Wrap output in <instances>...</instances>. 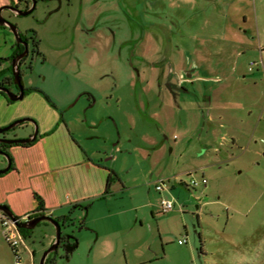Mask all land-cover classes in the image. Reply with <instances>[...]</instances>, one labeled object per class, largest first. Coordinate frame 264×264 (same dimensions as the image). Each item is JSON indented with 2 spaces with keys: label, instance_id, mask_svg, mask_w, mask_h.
<instances>
[{
  "label": "rangeland",
  "instance_id": "374dc122",
  "mask_svg": "<svg viewBox=\"0 0 264 264\" xmlns=\"http://www.w3.org/2000/svg\"><path fill=\"white\" fill-rule=\"evenodd\" d=\"M74 1L54 13L55 1H39L25 17L3 13L22 34L35 33L41 55L21 66L24 100L0 96V121L23 114L0 128L31 118L40 134L41 120L64 117L94 164L114 178L111 194L89 207L49 213L71 217L64 232L79 242L70 261L58 264H264V0H210L208 64L202 81L177 95L167 79L151 76L140 53L158 50L148 58L165 65L196 61L173 42L177 12L190 18L198 10L179 9L175 0ZM14 43L0 26V58L11 56ZM34 130L25 123L8 136ZM6 166L0 156V170ZM203 178L206 186L191 185ZM4 187L0 181V197ZM162 200L174 210L163 213ZM54 236L51 224L37 226L23 263L39 264ZM14 262L0 232V264Z\"/></svg>",
  "mask_w": 264,
  "mask_h": 264
},
{
  "label": "crops",
  "instance_id": "0c3cea01",
  "mask_svg": "<svg viewBox=\"0 0 264 264\" xmlns=\"http://www.w3.org/2000/svg\"><path fill=\"white\" fill-rule=\"evenodd\" d=\"M6 1L0 0V5ZM174 3L179 9L189 7L194 12L199 11L195 12L197 16L192 15L190 18L182 14L181 10L177 12L178 33L173 42L179 53L181 52L183 56L192 54L196 61L189 64L174 63L171 60L165 65V62L149 59V52L158 54L159 51L147 47L141 49L140 56L146 59L152 77L161 76L167 79L168 85L175 83L185 88L186 84L202 81L199 71L205 68L209 61L208 41L212 38V22L211 14L209 11L206 13V8L210 7L211 2L175 0ZM185 22L193 27L192 31L188 32L182 27ZM145 41L146 38H143L141 44ZM239 45L249 46L245 42H240ZM2 100L6 101L4 98ZM21 116L23 114L13 115L7 120L0 121V125L3 126L13 118ZM50 120H41V138L35 145L25 148L14 146L9 149L14 159L15 170L0 180L5 186L3 190L6 191L4 195L1 194L0 205L9 206L16 217L24 218L32 214L36 208L35 194L42 197L46 214L49 215L63 209L71 211L76 204L86 206L95 200L94 198L101 199L105 192L108 170L104 166L94 164L93 159L69 131L64 117L60 118L56 114L51 122ZM17 199L25 201L27 199L28 206L22 207Z\"/></svg>",
  "mask_w": 264,
  "mask_h": 264
},
{
  "label": "flooded vegetation",
  "instance_id": "af4514ba",
  "mask_svg": "<svg viewBox=\"0 0 264 264\" xmlns=\"http://www.w3.org/2000/svg\"><path fill=\"white\" fill-rule=\"evenodd\" d=\"M39 1H43V2H47V1H55L57 3V8L53 11L54 12H57L60 8H62L63 6L67 7L68 9H71L74 7L76 1L74 0H7L6 3L4 4H1L0 5V8L2 7H5L2 11V15L5 11H10L12 12L13 14L17 15L15 12L9 10L7 8V6H11V7H14V8H17L18 10L20 11H28L32 8L34 2H35V8L33 10V12L35 11L36 7H37V3ZM25 4V8L22 9L21 6ZM32 12V13H33ZM31 13V14H32ZM19 16V15H17ZM29 16V15H28ZM4 17V16H3ZM22 17H25V16H22ZM5 18V17H4ZM6 19V18H5ZM7 20V19H6ZM82 20V18L80 19ZM8 21V20H7ZM11 23V22H10ZM1 27H4V26H1ZM11 30V29H10ZM19 30V29H18ZM84 30L88 31V29H85ZM20 32V31H19ZM14 35V34H13ZM20 36H21V39L23 41V43H27V48H28V53L27 55L22 59L21 63H20V70H21V66L26 63V61L28 60L29 56L31 55V53L35 56V55H41V53L38 51V43L35 41V33L33 35V37H31L33 40H34V48H31V44H30V39L28 34H22L20 32ZM15 37V36H14ZM18 47H22L23 50L17 54H15L16 52V49ZM26 46L22 43H17L16 41V37H15V43L12 47V54L11 56L7 57V58H0V74L2 72H5L4 74H2L0 76V86L1 87H6L8 88L9 90H11L12 92L16 93V94H20V89L19 87L14 83V77H13V71H12V64H13V60L15 58H17V56L23 54L25 51H26ZM9 68H11V71H9ZM22 75V74H21ZM22 83H23V80H22ZM24 86V84H23ZM13 87L16 89L14 90ZM170 92H172L173 94H177V92H183L185 90L184 87H179L178 85H176L175 83H172V84H169L168 87H167ZM24 91H25V96L27 95L28 91L25 87H24ZM0 96L2 98H4L8 103H15V102H12L8 96L1 92L0 91ZM6 96V97H5ZM25 98V97H24ZM10 101H8V100ZM24 100V99H23ZM22 101V100H21ZM19 102V101H18ZM23 125V124H22ZM10 132V131H9ZM9 132H6V133H3V134H0V139H19V138H29L31 136H33L35 130L31 133H29L28 135H25V136H22V137H19L18 135H14L13 137H9L8 136V133ZM41 138V135L38 134V137L37 139L31 143L33 145H35L39 139ZM30 145V144H28ZM32 145V146H33ZM7 146H11V147H7ZM15 145H6V144H2L0 143V149L5 151V152H9V149L14 147ZM21 147V146H20ZM30 147V146H28ZM25 148V147H24ZM47 215V214H46ZM30 218V217H29ZM57 219V218H55ZM58 222L61 224V240H60V244L58 246V249L52 253L51 255L48 256L45 264H58L60 262V260H65L67 262L70 261L72 255L74 254V252L77 250V248L79 247V242L77 240V238L75 237V235H73L72 233H68V232H64V229H67V228H70L71 226L74 225V222L73 220L71 219V217H69L68 215L67 216H64L62 218H59ZM40 225V224H39ZM38 225V226H39ZM54 227V226H53ZM54 230H55V227H54ZM55 239H56V230H55V236L53 238V240L51 241V243L49 244V246L44 250V252L50 248L52 246V244L55 242ZM78 244V247H76ZM73 247H76L75 249H73ZM73 249V250H72ZM43 252V253H44ZM36 253V252H35ZM43 253L41 254V256L39 257V264H40V260L42 258V255Z\"/></svg>",
  "mask_w": 264,
  "mask_h": 264
},
{
  "label": "water",
  "instance_id": "95a60500",
  "mask_svg": "<svg viewBox=\"0 0 264 264\" xmlns=\"http://www.w3.org/2000/svg\"><path fill=\"white\" fill-rule=\"evenodd\" d=\"M4 8L5 7L0 8V26L9 27L11 29L12 33L14 34V36L16 37L17 43H19V44L22 43L27 48V43H23L18 28L15 25H13L12 23H10L9 21H7L3 17L2 11ZM7 8L9 10L15 12L19 16H28L33 12V10L35 8V2L33 4L32 8L28 11H20L17 8H14L11 6H7ZM27 53H28V48L26 49V51L23 54L17 56V58H15L13 60V64H12L14 83L19 87L20 94H16V93L12 92L11 90H9L8 88L0 86V91L5 93L12 102L21 101L25 97V91H24V86L22 83V75H21V70H20V63H21L22 59L27 55ZM25 123L35 124V132H34L33 136H31L29 138H19V139H0V143L6 144V145H28V144L33 143L38 137L39 130H38V127H37L35 121L31 118H23V119L15 121L14 123H12L9 126H6L4 128H0V134L9 132V131L21 126L22 124H25ZM0 156L4 157L5 160L7 161V166L0 170V176H1V175L7 174L11 170V168H12L11 156L12 155L0 149ZM0 212H3L6 215H8L13 221L18 220L17 217L15 216V214L13 213V211L11 210V208L7 205H0ZM42 222H47V223L51 224L52 226L55 227V230H56L55 242L52 244V246L50 248H48L43 253L42 258L40 260V264H45L48 256L51 255L52 253H54L58 249V246H59L60 240H61V233H62L61 224L58 222L57 219H55L52 216L42 215V216H39L36 218H29L26 221L21 222V223L17 222V226L20 229L33 231ZM76 247H78V244ZM76 247H73V249H75Z\"/></svg>",
  "mask_w": 264,
  "mask_h": 264
},
{
  "label": "built area",
  "instance_id": "2783aa9c",
  "mask_svg": "<svg viewBox=\"0 0 264 264\" xmlns=\"http://www.w3.org/2000/svg\"><path fill=\"white\" fill-rule=\"evenodd\" d=\"M255 65V63H251ZM208 184L207 180L203 178L201 181L192 180L191 185L193 187L206 186ZM157 191L164 190V181L161 180L160 184L156 187ZM161 208L163 213H170L174 210L175 205L170 200H162ZM29 216L20 218L17 221H13L8 215L3 212H0V232L3 235L4 240L7 242L9 247L14 253L15 262L14 264H24L22 259V251L27 250L26 239L21 233V229L17 226V222L21 223L29 219ZM187 241H179L180 245L186 244Z\"/></svg>",
  "mask_w": 264,
  "mask_h": 264
},
{
  "label": "trees",
  "instance_id": "16d2710c",
  "mask_svg": "<svg viewBox=\"0 0 264 264\" xmlns=\"http://www.w3.org/2000/svg\"><path fill=\"white\" fill-rule=\"evenodd\" d=\"M23 50L22 47H18L16 49V52L15 54L21 52ZM9 71H11V68H9ZM5 72H2L0 74V76L2 74H4ZM6 97V96H5ZM8 100V99H7ZM9 101V100H8ZM10 102V101H9ZM33 144H30V145H15V146H21V147H28V146H32ZM7 147H11V146H7ZM7 153H9L7 151ZM10 154V153H9ZM11 160H12V168L11 170H15V167H14V159L13 157L11 156ZM2 176V175H1ZM0 176V177H1ZM113 181H114V178H113V174L112 172L109 173V176H108V179H107V185H106V189H105V192L102 196L101 199L105 198L106 196L110 195L111 194V190H112V184H113ZM34 198H35V201H36V208L34 209V211L32 212V214L30 215V218H36V217H39V216H42V215H46V208H45V203H44V200L42 199V197H40L38 194H35L34 195ZM86 206L84 205H80V204H76L73 206V209L72 210H75V209H78V208H85ZM89 207V205L87 206ZM71 210V211H72ZM70 211V212H71ZM73 212V211H72ZM17 219H20L19 217H17ZM59 220V219H57ZM33 231H29V230H25V229H21V233L23 234L24 238L27 240L31 233Z\"/></svg>",
  "mask_w": 264,
  "mask_h": 264
}]
</instances>
